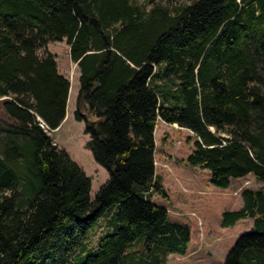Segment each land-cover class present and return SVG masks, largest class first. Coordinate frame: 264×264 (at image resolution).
Returning <instances> with one entry per match:
<instances>
[{
  "label": "trees",
  "instance_id": "1",
  "mask_svg": "<svg viewBox=\"0 0 264 264\" xmlns=\"http://www.w3.org/2000/svg\"><path fill=\"white\" fill-rule=\"evenodd\" d=\"M63 39L79 71L73 117L108 172L92 200L90 177L52 136L70 82L45 47ZM157 120L193 134L186 165L208 169L212 185L263 182L220 225L252 220L222 264H264V0H0V264L183 254L189 226L151 199L165 195ZM113 207L90 245L92 223Z\"/></svg>",
  "mask_w": 264,
  "mask_h": 264
},
{
  "label": "rangeland",
  "instance_id": "2",
  "mask_svg": "<svg viewBox=\"0 0 264 264\" xmlns=\"http://www.w3.org/2000/svg\"><path fill=\"white\" fill-rule=\"evenodd\" d=\"M45 49L55 55L59 72L69 79L72 90V98L69 97L66 106L68 118L53 130L52 136L55 144L64 149L90 177L89 197L92 200L107 180L108 172L94 161L86 146L88 136L83 132V122L76 121L71 111L75 108L79 71L71 62L64 39L49 42ZM153 137L155 176L163 185L165 195L153 193L151 199L166 208L168 221L189 226L185 252L169 253L166 264H222L236 239L250 229L252 220L246 218L234 226L222 227L221 214L240 208L243 203L241 191L244 188H260L263 182L253 175H247L231 178L226 188L216 187L210 183L208 169L193 170L186 165L187 154L195 148V137L191 132L157 120ZM115 211L116 207L106 210L103 216L92 223L87 236L90 245L94 246L97 238L107 230L108 215L112 216Z\"/></svg>",
  "mask_w": 264,
  "mask_h": 264
},
{
  "label": "crops",
  "instance_id": "3",
  "mask_svg": "<svg viewBox=\"0 0 264 264\" xmlns=\"http://www.w3.org/2000/svg\"><path fill=\"white\" fill-rule=\"evenodd\" d=\"M40 51H42V50H39V53H41ZM72 62V61H71ZM75 66H76V64L74 63V62H72ZM56 65H57V69H58V64H57V62H56ZM59 70V69H58ZM63 74V73H62ZM63 75H65V74H63ZM70 87H71V85H70ZM76 90V89H75ZM72 90H71V88H69V92H68V97H67V104H68V101H69V99L70 98H72V95H70V92H71ZM77 92V91H76ZM76 95H77V93H76ZM70 97V98H69ZM75 99H76V96H75ZM67 106V105H66ZM73 110L74 109H72L71 111L73 112ZM67 118H68V115H67V111H66V113H65V117H64V119L62 120V122H61V124L63 123V122H65L66 120H67ZM82 122V121H81ZM60 124V125H61ZM59 125V126H60ZM173 125H175V126H177L176 124H173ZM155 158V157H154ZM246 177H248V176H246Z\"/></svg>",
  "mask_w": 264,
  "mask_h": 264
},
{
  "label": "water",
  "instance_id": "4",
  "mask_svg": "<svg viewBox=\"0 0 264 264\" xmlns=\"http://www.w3.org/2000/svg\"><path fill=\"white\" fill-rule=\"evenodd\" d=\"M39 119V118H38ZM40 120V119H39Z\"/></svg>",
  "mask_w": 264,
  "mask_h": 264
}]
</instances>
